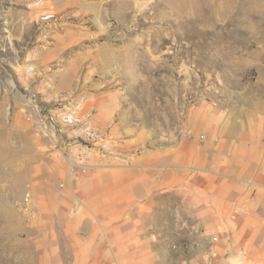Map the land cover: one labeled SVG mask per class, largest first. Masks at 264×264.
<instances>
[{
    "label": "rangeland",
    "instance_id": "rangeland-1",
    "mask_svg": "<svg viewBox=\"0 0 264 264\" xmlns=\"http://www.w3.org/2000/svg\"><path fill=\"white\" fill-rule=\"evenodd\" d=\"M261 98L264 0H0V264L56 263L60 203L101 225L98 179L171 149L179 182L153 214L111 201L110 264L134 226L157 260L137 264H259L229 263L185 190L204 175L207 121Z\"/></svg>",
    "mask_w": 264,
    "mask_h": 264
},
{
    "label": "crops",
    "instance_id": "crops-1",
    "mask_svg": "<svg viewBox=\"0 0 264 264\" xmlns=\"http://www.w3.org/2000/svg\"><path fill=\"white\" fill-rule=\"evenodd\" d=\"M207 129L212 140L204 145V161L200 164L204 175L189 177L191 185L185 190L191 195L190 203L210 221L207 228L199 224L197 231L218 233L222 239L220 244L235 252L227 257L229 263L264 264V99L241 104L229 118H210ZM182 152L185 155L186 151ZM196 154L194 151L190 160L198 165ZM184 155H181L182 162L187 160ZM173 156V149L167 150L166 162L162 163L157 161V154H152L147 156L148 162L140 159L133 165H124L115 181L109 176L98 179L102 184L101 225L90 216L88 225L79 226L81 215L76 210L71 213L65 207L62 209L60 203L61 209L55 211L65 219H59L55 230L61 245L56 247L59 250L54 264H110V232L104 218L110 212L111 201L118 200L113 206L117 205L121 216L135 201L142 207L139 214H153L159 198L175 191L178 180L173 174ZM111 184L116 185L112 188L116 187L117 192H110ZM54 193V198L62 201L63 190L58 187ZM138 200L148 202L140 206ZM139 228L134 226V234L121 232L118 263H156L150 256L138 255L137 248L147 247L142 236L136 233ZM123 248L133 249L135 254H122ZM67 251L71 260L67 259Z\"/></svg>",
    "mask_w": 264,
    "mask_h": 264
},
{
    "label": "built area",
    "instance_id": "built-area-1",
    "mask_svg": "<svg viewBox=\"0 0 264 264\" xmlns=\"http://www.w3.org/2000/svg\"><path fill=\"white\" fill-rule=\"evenodd\" d=\"M74 117H69V120H70V122H74ZM77 122H80V121H77Z\"/></svg>",
    "mask_w": 264,
    "mask_h": 264
}]
</instances>
